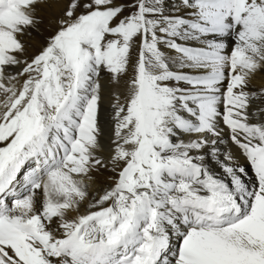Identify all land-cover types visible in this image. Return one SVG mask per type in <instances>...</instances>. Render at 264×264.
Segmentation results:
<instances>
[{"label": "snow or ice", "instance_id": "snow-or-ice-1", "mask_svg": "<svg viewBox=\"0 0 264 264\" xmlns=\"http://www.w3.org/2000/svg\"><path fill=\"white\" fill-rule=\"evenodd\" d=\"M0 264H264V0H0Z\"/></svg>", "mask_w": 264, "mask_h": 264}, {"label": "bare ground", "instance_id": "bare-ground-1", "mask_svg": "<svg viewBox=\"0 0 264 264\" xmlns=\"http://www.w3.org/2000/svg\"><path fill=\"white\" fill-rule=\"evenodd\" d=\"M41 15H45V13L42 12ZM48 24H47V16L45 15V24L41 26L42 30L43 29H47ZM44 35L47 34V32H43ZM25 39L29 42V44L31 45V47L29 48V52H32L35 50V48L39 47L41 40L40 37L37 36L36 33H32L31 37H25ZM107 108H108V103H107V99H105L104 103L102 104V108H101V123L102 126L105 128V132H107V124L105 123V117H106V112H107ZM235 151V149H233ZM241 163H243V160H241Z\"/></svg>", "mask_w": 264, "mask_h": 264}, {"label": "rangeland", "instance_id": "rangeland-1", "mask_svg": "<svg viewBox=\"0 0 264 264\" xmlns=\"http://www.w3.org/2000/svg\"><path fill=\"white\" fill-rule=\"evenodd\" d=\"M42 14V13H41Z\"/></svg>", "mask_w": 264, "mask_h": 264}]
</instances>
